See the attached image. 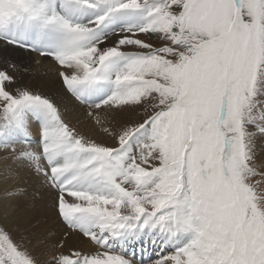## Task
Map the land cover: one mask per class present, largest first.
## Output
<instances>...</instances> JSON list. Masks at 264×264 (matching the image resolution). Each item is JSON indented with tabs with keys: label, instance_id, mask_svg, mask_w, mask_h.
I'll return each instance as SVG.
<instances>
[{
	"label": "snow or ice",
	"instance_id": "6c2138e0",
	"mask_svg": "<svg viewBox=\"0 0 264 264\" xmlns=\"http://www.w3.org/2000/svg\"><path fill=\"white\" fill-rule=\"evenodd\" d=\"M8 50L50 59L114 143L0 55V204L37 178L93 246L0 213V264H264V0H0Z\"/></svg>",
	"mask_w": 264,
	"mask_h": 264
},
{
	"label": "bare ground",
	"instance_id": "6f19581e",
	"mask_svg": "<svg viewBox=\"0 0 264 264\" xmlns=\"http://www.w3.org/2000/svg\"><path fill=\"white\" fill-rule=\"evenodd\" d=\"M0 55L11 56L27 64L30 68V71L23 76V82L33 91H36L52 98L56 102L58 108L61 109L62 118L67 123H69L71 127H74L78 132L82 134H84V128H86V130L84 131L88 130V125L90 126V122H93V118L88 116L87 114L89 110L86 107L78 104L66 91L64 85L60 81L59 76L57 75V68L50 59L41 57L37 53H17L12 52L11 50L0 51ZM135 115L136 114L133 113L126 114L125 119H135ZM106 126L115 128V126L117 125L115 124V122H112L108 123ZM90 129L89 132L93 133L94 135L92 138H96V140L98 141L114 143L113 140L106 136V134L102 131L99 126H95ZM95 132H97V134H94ZM27 186L29 187V189L32 188L31 191L33 190V194L31 195L30 201L26 200V197L29 196L28 193V196L24 197L23 201L20 204V206L22 207L21 211L18 212V214H15L14 212L17 209H11L5 204H0V213H10L12 219L15 222L20 223L23 228L27 229L31 233L32 226L30 225L32 224V222L34 226L38 228L40 227L39 224H41L40 220L43 223H50V221H52L50 220V218H54L52 214L47 213L45 211L46 209L44 208V201L46 203V206L49 205L55 210V192L49 189L47 185L43 184V182L37 178H31L28 181ZM34 193L37 194L38 197H36ZM40 197L43 198L44 201ZM27 213L28 217L32 222L27 219ZM37 221H39V224ZM36 222L38 225L35 224ZM52 224L48 226L49 229H47V231L44 227L43 231H39L38 229L37 230L39 231V233L43 232V234L46 232V234L49 235L50 238L54 239L55 234L53 232H50V226H52V229L54 231H58V229ZM59 226L60 233L65 234V232L62 231V225L60 223ZM43 247L44 246L41 245V248ZM80 247H89V245L83 238L70 235L66 237L64 246L60 249V251L64 253H70L72 250H75ZM47 258L49 259V256L45 257V259Z\"/></svg>",
	"mask_w": 264,
	"mask_h": 264
},
{
	"label": "rangeland",
	"instance_id": "374dc122",
	"mask_svg": "<svg viewBox=\"0 0 264 264\" xmlns=\"http://www.w3.org/2000/svg\"><path fill=\"white\" fill-rule=\"evenodd\" d=\"M60 113H61V109H60ZM143 117H142V115H140V114H136L135 115V119H137V120H139V119H142ZM91 123V125L89 126L88 125V130L87 131H84V130H86V128H84V130H83V132H84V135H86V136H90V137H93L94 135H93V133H90L91 132V129L90 128H93V127H98L97 125H95L94 124V122H90ZM116 127V126H115ZM89 129H90V132H89ZM89 132V133H88ZM89 134V135H88ZM94 134H97V132H95ZM100 135V134H99ZM94 139H96V138H94ZM109 144H113V143H109ZM31 188V187H30ZM27 193L29 194V196L28 195H26V196H28V197H26V200L28 201H30L31 200V195L33 194V190L31 191V189H29V187L27 186ZM30 190V191H29ZM45 190V189H44ZM31 193V194H30ZM35 194V193H34ZM35 196L36 197H38V195L37 194H35ZM41 198V197H40ZM42 200H43V198H41ZM44 201V200H43ZM46 203H45V201H44V208L46 209L45 211L47 212V213H50V214H52L53 215V217L54 218H50V220H52V221H50V223H43L41 220H40V222H41V224H39V221H37L38 222V224H39V226L40 227H38V228H36L35 226H34V224H33V222L30 220V218L28 217V213L26 214V217H27V219H29L31 222H32V224L30 225V226H32V228H31V233L33 234V235H35L34 236V238H36V239H49L50 237H49V235H47L46 234V232L43 234V232H41V233H39V231H43V229L45 228L46 229V231H47V229H49L48 228V226L49 225H51L52 224V222H53V224L52 225H54L57 229H58V231L56 230V231H54L53 229H52V226H50L51 227V230H50V232H53L54 234H55V238L54 239H58V238H60L59 236H61V234L62 233H60V226H59V223L62 225V231H64L65 233H67V236L66 237H68V236H78V237H80V238H83L87 243H88V245H89V247H80V248H77V249H75V250H78V249H83V250H86V251H91L92 250V246L89 244V241L86 239V238H84V237H82V236H80L78 233H73V232H70L64 225H63V223L61 222V219H60V217L57 215V212L52 208V207H50L49 205H45ZM17 210H15V214H18V212H20L21 211V209H22V207L21 206H19L18 208H16ZM56 213V214H55ZM37 222L35 223L36 225H38L37 224ZM59 222V223H58ZM44 225V226H43ZM44 227V228H43ZM39 231H38V230ZM34 231V232H33ZM44 246V245H43ZM153 255H155V253H153ZM48 259V258H47ZM49 259H50V256H49Z\"/></svg>",
	"mask_w": 264,
	"mask_h": 264
}]
</instances>
